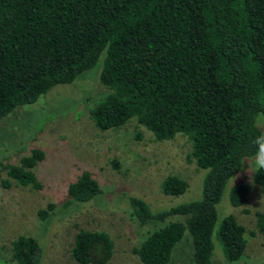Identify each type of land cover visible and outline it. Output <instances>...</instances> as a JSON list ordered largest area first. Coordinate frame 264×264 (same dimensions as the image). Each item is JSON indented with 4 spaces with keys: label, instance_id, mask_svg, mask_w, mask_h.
<instances>
[{
    "label": "trees",
    "instance_id": "trees-1",
    "mask_svg": "<svg viewBox=\"0 0 264 264\" xmlns=\"http://www.w3.org/2000/svg\"><path fill=\"white\" fill-rule=\"evenodd\" d=\"M99 82L107 94L89 111L99 130L135 119L158 141L177 134L191 142V156L204 170L202 197L165 209L129 196L139 225L162 223L133 248L141 264H166L186 230L193 252L181 264H212L216 205L228 180L245 158L258 155L264 134V0H0V120L32 104L57 84L74 81L100 56ZM40 148L7 164V174L23 186L41 188L36 166ZM252 181L264 186V168ZM4 186L9 183L2 180ZM188 183L175 175L161 183L165 195L183 193ZM249 185H233L229 201L241 206ZM102 193L83 170L67 187L64 205L85 203ZM54 204L38 211L50 216ZM184 221H167L171 215ZM264 234V212L255 229L233 215L216 228L225 258L243 256L245 233ZM17 264H41L35 237L19 235L11 245ZM113 242L105 231L80 229L71 257L80 264H107Z\"/></svg>",
    "mask_w": 264,
    "mask_h": 264
},
{
    "label": "rangeland",
    "instance_id": "rangeland-1",
    "mask_svg": "<svg viewBox=\"0 0 264 264\" xmlns=\"http://www.w3.org/2000/svg\"><path fill=\"white\" fill-rule=\"evenodd\" d=\"M102 58L74 81L53 86L34 103L22 105L0 120V264H17L11 245L19 235L37 239L43 252L41 264H80L71 257L80 229L109 234L113 254L107 264H141L133 248L163 224L139 225L129 196L143 199L152 210L202 197L204 170L196 166L187 136L177 134L158 141L135 119L116 129L102 131L95 126L89 111L108 92L99 82ZM256 123L264 134V116L258 114ZM33 148H40L45 155L36 166L41 188L21 185L5 168L17 164ZM261 152L243 159L216 205L212 264H264V234L249 236L246 232V248L236 261L225 258L216 236V228L226 215H233L246 231L255 229L256 212H264V186L252 181ZM83 170L98 181L102 193L88 202L65 206L68 184ZM168 175L184 179L187 189L179 195H165L161 183ZM2 180L9 185L4 186ZM241 183L249 185V192L244 204L237 207L230 203L229 191ZM48 204L54 208L44 219L38 211ZM184 219L175 214L167 221ZM192 252V238L186 230L166 264L184 263Z\"/></svg>",
    "mask_w": 264,
    "mask_h": 264
},
{
    "label": "clouds",
    "instance_id": "clouds-1",
    "mask_svg": "<svg viewBox=\"0 0 264 264\" xmlns=\"http://www.w3.org/2000/svg\"><path fill=\"white\" fill-rule=\"evenodd\" d=\"M264 139V138H262ZM261 148L264 149V144H261ZM257 167L258 168H264V151L261 152L259 155L257 161H256Z\"/></svg>",
    "mask_w": 264,
    "mask_h": 264
}]
</instances>
